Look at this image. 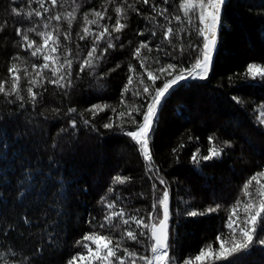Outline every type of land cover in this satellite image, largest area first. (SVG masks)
<instances>
[{
  "label": "snow or ice",
  "instance_id": "1",
  "mask_svg": "<svg viewBox=\"0 0 264 264\" xmlns=\"http://www.w3.org/2000/svg\"><path fill=\"white\" fill-rule=\"evenodd\" d=\"M228 2L179 0L170 11L173 0H101L99 7L88 4V0H20L19 4L18 0H10L7 15L0 22V35L8 30V18H13L18 38L13 47L18 50L10 57L9 79H0V97L4 101L0 106V237L4 240L0 244V264H245L253 248L264 249V161L259 164L260 170L244 180L241 195L228 206L226 218H222L227 234L219 232L214 242L204 244L197 253L181 256L173 254L177 251L173 242L179 239L178 229L185 219L219 213L224 206L216 200L224 197L217 198L213 193L212 204L202 210L180 198L178 205H183V210L173 208L171 182L156 163L152 150L160 113L172 93L189 81L207 80L214 72L220 34L228 28ZM138 5L150 10L142 11ZM254 14L264 17V0ZM133 16L143 19L144 28L136 33L138 43L131 51L135 63L127 64L119 110L107 103H91L83 111L65 106L64 99L71 101L85 75L90 78V89L103 88L108 76L120 68L117 63L107 73L100 70L110 50L132 46V40L126 45L123 36ZM75 26L79 27L76 52L72 47ZM88 40L91 45L81 56L79 41ZM20 50L27 55H21ZM185 55L189 56L187 62ZM32 58H36L35 62H30ZM74 65L78 71H74ZM228 83L236 88H264V62L247 63L240 80L230 76ZM49 86L60 98L59 106L43 107ZM129 93L132 102L126 99ZM231 99L245 106L242 97ZM109 110L112 115L101 127L119 132L132 142L144 162V174L151 181L147 194L141 191L136 195L150 203L128 207L126 201L131 197L122 196L117 186L133 185L135 178L121 174V170L111 177L105 194L99 197L100 212L89 214L86 223L90 230L75 240L72 247L79 250L73 254L68 251L66 229L76 225L78 218L58 187L45 193L46 179L40 180L44 175L41 157L33 155L35 148L29 152L27 145L45 144L51 153L47 156L50 174L63 154L61 138L67 137L70 145L82 129L97 137L104 135L94 121ZM253 111L259 113L256 125L264 134V101ZM50 122L62 125L55 136L50 133ZM243 138L251 148L253 141ZM207 139L211 146L206 155L200 154V148L191 154V164L201 171L205 162L222 161L228 152L236 150L231 139L219 145L215 133ZM171 151L178 163V149ZM10 157L13 163L19 161L15 181L7 170ZM56 179L62 180L59 175Z\"/></svg>",
  "mask_w": 264,
  "mask_h": 264
},
{
  "label": "trees",
  "instance_id": "2",
  "mask_svg": "<svg viewBox=\"0 0 264 264\" xmlns=\"http://www.w3.org/2000/svg\"><path fill=\"white\" fill-rule=\"evenodd\" d=\"M19 2L20 0L18 4ZM9 3L10 0H0V22L7 15L5 9ZM178 3L179 0H173L169 10L172 11ZM88 4L99 7L101 0H88ZM260 5L261 0H229L225 13L228 28L220 34L214 72L210 73L207 80L189 81L173 92L160 113L152 150L156 163L161 166V170L171 182V206L173 208L179 206L183 210V205H178L179 199L183 198L190 201L194 208L202 210L212 204L213 193L217 198L224 197V199L216 200L224 206L219 213L185 219L178 229L179 239L173 242V247L177 249L174 255L195 254L204 244L214 242L215 235L219 232L227 234L226 229L222 227V218H226L228 206L241 195L240 190L244 180L260 170L259 164L264 161V134L256 125L259 113L253 111L257 104L264 101V88H236L228 83L230 76L235 81L240 80L247 63L264 62V17L258 18L254 14L259 10ZM138 6L142 11L150 10L144 5ZM86 8L87 5L85 10ZM13 22V18H8V30L0 35V79H9L7 68L10 66V57L18 50L13 47V41L18 39L14 33ZM161 22H163L162 18ZM175 23L173 21V25ZM140 28H144L143 19L133 16L130 27L125 30L123 36L126 45L128 40H132V46L123 50L117 47L116 50H110L107 54L100 70L107 73L108 69L115 68L117 63L121 66L108 76L104 87L93 86L90 89L88 87L90 78L85 75L82 87L72 93L71 101L64 99L65 106H74L78 111H83L91 103H107L119 110L120 92L127 81V64L135 63L131 57V51L138 43L139 38L136 33ZM77 31L79 27L75 26L72 33L74 52L77 51L75 47ZM184 35L185 44H187V32ZM192 41L196 42L195 32L192 33ZM79 44V54L86 55L91 41H79ZM20 51L21 55H27L23 50ZM35 59L32 58L30 62H35ZM184 60L187 62L189 56L185 55ZM74 71H78L75 65ZM233 96L242 97L245 106L237 105L231 99ZM59 99L49 86L43 107L59 106ZM126 99L132 102L131 93ZM53 100L56 101L55 104ZM3 103V98L0 97V106ZM111 115L110 110L107 115L101 113L102 118L98 117L94 121L97 127L107 122V116ZM61 126L60 123L50 122L51 135L55 136ZM101 131L104 135L97 137L96 134L82 129L78 139L74 138L70 145L67 143V137L61 138L63 154L59 157V162L51 169L50 174L47 156L51 153L46 149L45 144L42 142L27 145L29 152L35 148L33 155L41 157L44 175L40 177V180L44 182L46 179L45 193H50L53 188L58 187L66 197L65 203L78 218L76 225L66 229L68 251L73 254L75 250H79L72 247L75 240L90 230L86 223L89 214L95 216L100 212L99 197L105 194L111 177L121 170H123L121 174L132 175L135 178L133 185L117 186V191L122 196L131 197V200L126 201L128 207H145L150 203L136 195L141 191L147 194L150 191L151 181L145 176L144 162L131 146L130 139L119 132H110L102 127ZM213 133L219 137L216 141L217 145L222 140L231 139L236 143V150L228 152L222 161L205 162L201 171L191 164V154L200 148V154L206 155L207 148L211 146L207 137ZM229 133H235V135H229ZM9 135H13L11 126ZM189 136L199 137V139L189 140ZM245 136L253 141L251 148L245 143L243 138ZM47 143L50 144L51 141L47 140ZM180 144L184 147L180 148ZM173 148L178 149V163L175 161V154L171 151ZM59 151L57 149L58 154ZM241 156L243 159L240 158ZM18 162L17 160L13 163L12 158H9L7 170L14 181L17 176ZM57 175L62 180H57ZM177 179L180 181L179 184L176 183ZM2 191L0 189V192ZM3 243V237H0V244ZM245 264H264V249L253 248L250 255L246 257Z\"/></svg>",
  "mask_w": 264,
  "mask_h": 264
},
{
  "label": "water",
  "instance_id": "3",
  "mask_svg": "<svg viewBox=\"0 0 264 264\" xmlns=\"http://www.w3.org/2000/svg\"><path fill=\"white\" fill-rule=\"evenodd\" d=\"M170 199H171V194H170Z\"/></svg>",
  "mask_w": 264,
  "mask_h": 264
}]
</instances>
